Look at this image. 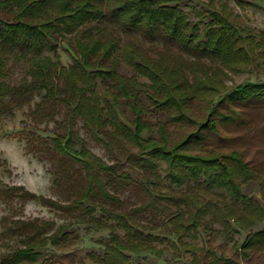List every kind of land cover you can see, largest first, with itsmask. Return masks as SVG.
<instances>
[{"label": "trees", "instance_id": "16d2710c", "mask_svg": "<svg viewBox=\"0 0 264 264\" xmlns=\"http://www.w3.org/2000/svg\"><path fill=\"white\" fill-rule=\"evenodd\" d=\"M217 2L207 0L209 20L203 22L189 20L182 0H0V78L11 56L27 57L30 65L27 85L0 84V106L6 108L4 96L24 100L36 91L63 104L65 130L52 139L53 147L86 173L85 188L69 203L40 200L86 216L98 228L122 231V236L110 233L102 254H87L94 264H130L126 252L159 256L166 247L158 249L155 243L182 249L191 257L189 264H240L216 253L212 246L216 236L232 242L243 261L264 252V228L252 230L264 223V167L246 160L240 149L224 150L208 143L220 127L245 124L238 107L264 102V82L229 89L223 78L225 70H242L256 59L264 65V32L256 34L234 22L224 0ZM136 35L160 41L165 53L147 55L133 41ZM61 41L74 53L68 66L59 61ZM170 47L179 55H172ZM181 53L188 59H182ZM120 61L136 76L119 74ZM98 81L105 85L102 91L96 89ZM121 102L131 119L120 108ZM194 106L204 111V117L192 114ZM152 110L165 114L166 120L150 123L145 116ZM77 118L115 155L112 163L85 147L73 130ZM178 124L190 129L174 140L168 126ZM153 128L157 138L143 136ZM125 164L140 173L136 179L123 170ZM254 181L261 184L259 199L243 193V187ZM127 184L138 186L145 198L125 210L120 208L117 190ZM12 189L21 191L22 197L36 198L22 187ZM96 211L99 218L93 216ZM215 224L220 227L214 228ZM234 224L248 230L240 245L233 241L238 232ZM48 225L30 223L35 238L0 257V264L34 263L41 258L36 249L65 247L71 234L63 226L39 238ZM199 230L205 237L201 246L187 241L196 238ZM170 238L175 241L168 243ZM54 263L52 257L43 260Z\"/></svg>", "mask_w": 264, "mask_h": 264}, {"label": "rangeland", "instance_id": "374dc122", "mask_svg": "<svg viewBox=\"0 0 264 264\" xmlns=\"http://www.w3.org/2000/svg\"><path fill=\"white\" fill-rule=\"evenodd\" d=\"M214 1L216 5L219 4L217 0ZM224 2L234 22L250 27L256 34L264 32V0H224ZM239 2L243 3L239 4ZM181 8L187 12L190 21L209 20L206 15L207 0H182ZM116 30L120 39L125 41V35L119 29ZM132 38L149 56L165 53L166 47L158 40L153 41L138 35ZM170 48L172 55L174 53L179 55L176 48ZM57 53L61 65L68 66L72 63L74 53L66 42L59 43ZM180 57L184 60L188 59L184 53H181ZM29 68L27 57H9L0 84L4 87L27 85L30 82ZM117 72L126 77L136 76L135 71L121 61ZM225 72L224 84L229 89L240 84L264 82V65L260 59H256L253 64L242 70L235 72L225 70ZM138 80L146 82V79L141 77H138ZM104 88L105 85L98 81L96 89L102 91ZM141 98L146 105L143 96ZM53 100L46 98L43 91H36L24 100H13L9 96L2 98L6 108L0 106V257L24 247L27 242L35 238V231L29 227V224L37 220L40 224L49 223L39 238L52 234L58 227L63 226L64 231L70 232L71 239L63 248L55 249L50 246L38 248L36 251L40 252L41 258L34 263L20 264H43V260L48 257L54 258V264H94L87 254L90 252L102 254L103 244L107 242L110 233L114 232L122 236V231L113 230L109 226L98 228L86 216L57 210L44 205L40 200V197H44L60 204L69 203L86 186V173L81 165L72 158L61 155L53 147L52 139L64 133L66 114L65 106ZM39 108L42 113L39 112ZM120 108L131 119V113L124 102H121ZM238 109L245 124L234 122L220 127V133L211 135L208 143L218 145L224 150L240 149L246 160L258 162L264 167V128H261L264 125V102L245 104ZM192 114L198 119L204 117V111L197 106H194ZM145 119L152 124L166 120L165 114L155 110L146 114ZM189 129L190 126L184 124L168 126L170 137L174 140L179 139ZM73 130L84 140L85 147L91 153L109 164L114 161L115 155L110 154L103 142L91 135L79 118L75 120ZM143 136L157 138L155 128L151 132H144ZM123 170L128 171L133 179L140 174L137 170L129 169L127 164ZM15 187H22L36 198L20 196L21 191L12 189ZM181 191H185V188ZM117 193L120 208L125 210L140 205L145 198L144 192L138 186L131 184L121 187ZM243 193L259 199L261 184L259 181L251 182L243 187ZM93 216L99 218V212L96 211ZM233 226L238 229V232L233 234V241L236 245H240L248 230L240 229L235 224ZM213 227L220 226L215 224ZM262 228L264 223L255 225L252 230L257 231ZM204 238L203 231L199 230L196 238L187 241L201 246ZM174 241V238H170L168 243ZM232 244L224 237L216 236L212 246L217 254H222L240 264H264V252L243 261L233 250ZM154 245L158 249L166 248L159 256L147 251L138 255L126 252L131 258L130 264H189L191 260L190 255L182 249L175 251L169 248L167 243Z\"/></svg>", "mask_w": 264, "mask_h": 264}]
</instances>
